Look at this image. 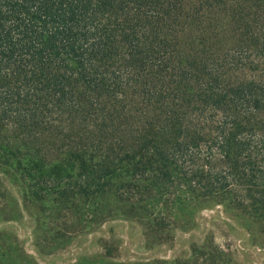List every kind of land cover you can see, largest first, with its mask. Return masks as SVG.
I'll return each mask as SVG.
<instances>
[{
  "label": "trees",
  "instance_id": "obj_1",
  "mask_svg": "<svg viewBox=\"0 0 264 264\" xmlns=\"http://www.w3.org/2000/svg\"><path fill=\"white\" fill-rule=\"evenodd\" d=\"M212 205L264 233V0H0V216L63 250ZM111 244L88 263L122 264Z\"/></svg>",
  "mask_w": 264,
  "mask_h": 264
},
{
  "label": "rangeland",
  "instance_id": "obj_2",
  "mask_svg": "<svg viewBox=\"0 0 264 264\" xmlns=\"http://www.w3.org/2000/svg\"><path fill=\"white\" fill-rule=\"evenodd\" d=\"M10 191L21 200L20 192ZM35 228L25 210L10 220L0 216V246L18 238L24 256L19 264H89L104 252L105 241L112 242V257L122 264H264V233L251 232L242 217L219 205L196 211L172 239L153 245L140 225L125 219L80 234L63 250L38 244Z\"/></svg>",
  "mask_w": 264,
  "mask_h": 264
}]
</instances>
